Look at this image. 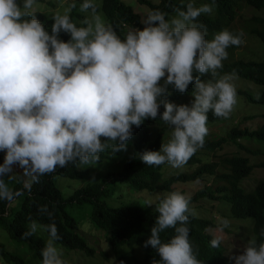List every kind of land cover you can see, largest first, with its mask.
Segmentation results:
<instances>
[{"label":"clouds","instance_id":"obj_1","mask_svg":"<svg viewBox=\"0 0 264 264\" xmlns=\"http://www.w3.org/2000/svg\"><path fill=\"white\" fill-rule=\"evenodd\" d=\"M34 4L35 0H23L22 5L17 0H0V151L5 153L0 163V200L11 202L22 194L4 179L13 177L17 166L27 178L24 188L31 191L40 177L58 167L98 162L108 149L126 151L133 126L139 128L158 115L171 127V138L158 151L143 152L140 159L150 166L167 163L173 168L183 167L203 146L209 111L223 117L219 130L224 132L223 124L233 119L239 123L229 128L246 127L243 115L251 120L264 118V104L257 102L264 94V79L218 72L228 57L226 49L240 45L234 52L239 50L244 33L223 29L206 39L207 26L196 21L212 13L209 4L188 3L171 20L159 10L150 12L143 28L131 29L123 38L95 14L93 0L80 5L82 12L94 13L84 26L73 23L66 11L53 16L51 34L35 18ZM61 31L70 34L68 41L58 38ZM205 76L210 78L201 79ZM190 84L194 91L188 101L178 105L165 99L169 85L184 93ZM237 98L245 111L242 115L233 109ZM255 104L261 108L253 109ZM254 149H258L255 142ZM190 201L191 196L180 191L159 199L158 215L144 242L159 256L153 264H203L189 239V216L195 215ZM147 206H152L151 201ZM39 212L51 220L47 206ZM227 214L231 217L228 209ZM215 226L208 228L209 233ZM227 226L222 221L221 231ZM169 228L175 235L164 241L161 233ZM37 231L48 232L42 264H67L56 245L61 237L55 222L32 221L22 236L29 238ZM211 234V247H223L222 237ZM226 255L234 264H264V243L257 245L252 238L240 254Z\"/></svg>","mask_w":264,"mask_h":264},{"label":"trees","instance_id":"obj_2","mask_svg":"<svg viewBox=\"0 0 264 264\" xmlns=\"http://www.w3.org/2000/svg\"><path fill=\"white\" fill-rule=\"evenodd\" d=\"M19 0H17L18 3ZM145 4L151 12L159 10L165 13V18L171 20L176 16L177 10H186L188 3H193L199 7L203 4H209L213 7L211 14H202L198 17V23L207 26L208 35L206 39L211 40L213 35L223 29L236 34L235 26H231L233 21L242 13L244 5L252 6L256 9L264 8V0H138ZM96 5V11L101 9L105 18L115 30L143 28L141 15L133 10L131 5L122 0H102L101 4L93 2ZM72 4H68L70 7ZM73 23L78 27L84 26L83 22L87 18L85 14L77 10V6L71 7L69 12ZM35 18L38 19L51 34L53 18L47 17L39 11H35ZM254 20L256 26H251L247 30L250 33L253 48L264 50V17L256 16ZM239 33V32H237ZM126 34V32H125ZM124 34V36H125ZM123 36V37H124ZM63 41L70 39V34L61 31L58 36ZM240 46V45H239ZM239 46H230L226 51L228 57L224 60L223 68L219 69L220 75L232 74L234 76L249 77L252 79H264V51L256 58L251 57L250 53H244L240 50L238 59H234L235 49ZM234 52V53H233ZM245 54V56H243ZM198 75V74H197ZM205 76L201 79H209ZM163 83V81H161ZM194 91V85L190 84L184 93L177 92L169 85V95L165 99L179 105L182 100L188 101L189 96ZM249 96V95H248ZM258 103L264 104V94L260 95ZM163 105L159 109L162 115ZM207 127L209 135L205 137L202 147L181 167L180 171L165 173L166 168H171L167 163L156 166L147 165L142 162L140 155L145 151H158L162 143H167L168 132L171 128L165 125L160 115L155 120L146 119L143 124L137 128L133 126V136L127 142L126 151L112 152L111 149L100 154L98 162L90 164L69 163L66 167L57 168L54 172L40 177L39 183L32 185L31 191L24 188L25 179L16 180L12 186L14 191L22 193L8 202L0 200V264H42L41 250L45 246L42 238L36 234L29 238H23L22 234L28 230V225L32 221L47 225L55 222L61 237L57 243L70 249H79L92 255L94 248L79 233L78 222L74 215L69 212L73 206L89 205L88 214L85 217L89 219L96 227L102 229L106 234L104 239L111 246L113 255L117 264H130L129 258L133 259L132 264H153L154 260H159L157 252L151 247H144V242L149 238L151 227L155 223L158 215L156 211L159 199L172 191H180L178 183L194 182L202 180V187L191 196L189 207L195 212V215L189 216L188 227L190 228L189 239L193 245L194 251H198L197 258L203 264H234L226 255L222 246L220 248L211 247L210 241L214 236L207 230L215 224L216 214L211 212L209 217L203 216L194 210L192 205L197 206V202L202 199L223 200L230 205V213L234 217H252L254 237L257 245L264 243V180H260L252 191L244 189L240 183L243 178L248 176L254 168L248 156L234 153L230 156L224 155L219 161L210 159V154L222 148L226 142H232L247 152L260 153L264 155V124L258 127H231L226 132L220 131V121L223 117L215 116L209 111ZM252 116V115H250ZM244 120L253 119V117L243 115ZM217 128L216 132L213 129ZM211 128L212 130H210ZM171 138V137H170ZM169 138V139H170ZM103 139V138H102ZM241 139L250 140V145H245ZM254 142L259 145V149H254ZM125 157V160L122 158ZM3 151H0V163L3 162ZM119 160L120 167L117 171L111 166ZM264 167V159L259 163ZM101 166L106 171L101 170ZM220 166L223 170H219ZM89 173H95L97 179L78 187L65 196L60 187L55 182L56 177L79 179ZM212 176L210 183L206 182L204 177ZM119 184H126L137 190H147L158 192V198L152 202V206L124 204L114 207L107 201L119 189ZM112 201V199H111ZM47 206L53 214L51 220L45 213L39 212V209ZM197 207H200L199 205ZM210 212V210H209ZM48 235V232L45 231ZM8 234L18 246L26 245L32 253L31 259H26L17 250L9 248L3 235ZM252 233V234H253ZM175 235L172 228L166 229L161 233L164 241ZM139 246L140 257H133L132 251ZM63 258V257H62ZM64 259V258H63ZM66 260V259H64ZM67 261V260H66ZM67 264L69 262L67 261Z\"/></svg>","mask_w":264,"mask_h":264},{"label":"rangeland","instance_id":"obj_3","mask_svg":"<svg viewBox=\"0 0 264 264\" xmlns=\"http://www.w3.org/2000/svg\"><path fill=\"white\" fill-rule=\"evenodd\" d=\"M102 0H93V2L97 3L98 5L101 4ZM128 5H131L134 11L139 13L141 15V20L143 21L148 13H150V9L145 5L140 3L138 0H122ZM153 2H157L159 0H152ZM23 0H19L18 4L22 5ZM74 3L77 6V10L82 12L80 10V5L83 3V0H35L34 4V10L39 11L46 15L47 17L53 18L56 14H64L66 11L69 13L71 11V7L68 4ZM87 16L88 19L94 15L91 10L87 12H82ZM95 14H98L101 16L102 20L106 23H109L107 19L104 16V13L101 9L97 10ZM256 16H259L261 18L264 17V8L262 9H256L249 5H244L242 9V13L237 17L236 21H233L231 23V26H235L236 33L243 31L244 36L243 40L244 43L241 44V48L239 50H236V52H239L240 50H243L244 53H250L251 57L256 58V55L262 54L264 51L261 47V49H255L253 46L255 45V41L252 43L253 40L250 38V33L247 32L250 25L256 26L257 22L254 20ZM249 26V27H248ZM130 28L128 29H119L116 30L117 34L123 38L125 32L127 33ZM245 56V55H244ZM234 59H238V54L234 55ZM242 103L237 98V103L234 106L233 109L238 110L240 114H244L245 111L241 110ZM261 108L260 105L255 104L253 109L259 110ZM264 122V118H258L255 120H245L242 123V126L247 127H258L260 124ZM239 121L235 123V120L228 121V124H223L226 127V130L230 126L238 125ZM212 130L211 128H209ZM217 128L214 127L213 131L216 132ZM169 136L168 140L171 137L172 129L169 128L167 130ZM209 133L207 134V136ZM245 144L251 145V141L243 140L242 141ZM257 148L259 145L256 143ZM259 149V148H258ZM234 153H239L241 155L248 156L251 163H253L255 166L251 173L243 178L241 180L242 186L246 190H251L255 187V185L261 180L264 179V168L259 165V162L262 160V155L259 154H251L250 152H247L245 149L238 147L232 142H226L223 144L222 148L216 150V152H213L210 154V159L219 161V159L224 156H230ZM263 154V152H260ZM3 155L5 153L3 152ZM125 160V157L122 158ZM4 160V159H3ZM3 163V162H2ZM121 163L119 160L114 163L111 168L115 171H117V167H120ZM182 168H173L169 167L166 168L165 173L173 171H180ZM101 170L103 172L106 171V168L104 166H101ZM219 170H223V168L220 166ZM14 175L13 177H4L6 183H8L9 186H12L16 180L19 179H25L26 177L23 176L22 170L17 166L14 169ZM169 174V173H168ZM97 175L95 173H89L83 178H77V179H70V178H61L56 177L55 182L58 185V187L61 188L63 194L67 196L69 193L73 192L74 189L81 187L85 185L88 182H91L95 179H97ZM27 179V178H26ZM205 183H210L212 180V176L204 177ZM202 180L194 181V182H185V183H178V189H183L185 192L183 194L186 195H193L197 190H199L202 187ZM117 187L119 189L111 196V198L107 199V201L110 200L112 205L114 207L121 206L124 204H133V205H147V202L151 201L154 202L158 198V192L153 191H147V190H137L135 191L133 188L126 184H119ZM112 199V201H111ZM200 207H197V206ZM194 210H197V212L203 216L209 217L211 215V212L214 211L216 214L217 220H215V227L210 230L211 233H213L215 236L222 237V245L224 248V251L231 256H236L240 254V252L243 249V246H245L249 240H252L254 237L253 228L252 232L250 229V226H253V218L252 217H245V218H235L230 213V205L227 201L223 200H207L202 199L197 202L196 205H192ZM231 215L233 220L228 214ZM89 205L85 204L83 206H73L69 208V212L74 215L76 219H80L78 222L79 227V233L87 240V242L94 248V252L92 255L85 253L82 250L79 249H70L66 246H63L56 242V245L58 248L62 250L63 258L66 259L69 264H117V260L115 259L111 246L108 242H106V239H104V235L106 232H104L102 229L96 227L89 219L85 217V213L88 214ZM210 210V212H209ZM227 221L228 226L226 228H223L221 231V225L222 221ZM244 220V221H240ZM251 223V224H250ZM242 224V225H241ZM239 225V226H237ZM208 231V230H207ZM101 232L104 235H101ZM209 232V231H208ZM253 233V234H252ZM36 235L43 239L44 242L47 241L48 235L45 231H37ZM4 239L7 241V244L10 249L17 250L20 252L23 256L26 257V259L32 258V253L29 251L28 247L26 245L18 246L16 242L8 236V234L3 235ZM136 248L134 251H132L133 257H140L139 249H141L139 246L135 245ZM139 249H138V248ZM133 259L131 260V257L128 260V263L132 264ZM34 264H38L35 262Z\"/></svg>","mask_w":264,"mask_h":264}]
</instances>
